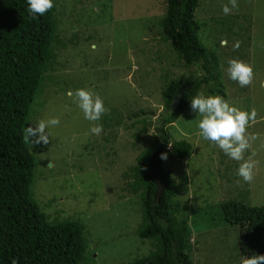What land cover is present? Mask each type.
Here are the masks:
<instances>
[{"label": "rangeland", "instance_id": "rangeland-1", "mask_svg": "<svg viewBox=\"0 0 264 264\" xmlns=\"http://www.w3.org/2000/svg\"><path fill=\"white\" fill-rule=\"evenodd\" d=\"M226 3L200 0L194 27L209 58L220 59L228 102L256 112L246 129L255 139L244 152V159L251 155L256 164L254 179L244 182L237 176L242 161L229 159L199 136L191 108L167 126L172 139L194 148L187 162L169 157L164 162L176 186L178 217L187 219L193 231L194 264H240L239 230L223 219L222 203L264 206V0H238L228 15L222 12ZM166 8L165 0H57L58 34L66 45L58 44L31 123L55 116L60 124L52 129L48 145L31 144L37 159L32 192L51 223L84 224L85 264H128L154 250L137 235L142 207L138 196L124 190L125 174L159 135L156 127L167 113L165 84L207 75L200 66L187 67L164 40L158 23ZM221 40L227 43L221 46ZM228 59L252 66L251 84L240 87L228 78ZM77 88L99 94L109 109L99 121V136L89 133L94 122L85 120L66 95ZM143 119L148 122L141 135H148L147 140L134 137L144 124L133 125Z\"/></svg>", "mask_w": 264, "mask_h": 264}, {"label": "trees", "instance_id": "trees-1", "mask_svg": "<svg viewBox=\"0 0 264 264\" xmlns=\"http://www.w3.org/2000/svg\"><path fill=\"white\" fill-rule=\"evenodd\" d=\"M165 2L166 14L158 23L164 40L187 67L200 66L207 75L201 78L193 74L165 84L162 99L167 113L156 127L159 135L125 174L129 180L124 190L138 196L142 207L137 235L154 246L148 256L128 264H194L190 241L193 231L187 219L178 217L172 171L164 167L161 155L181 162L193 155L191 143L172 139L167 130L191 108L193 96L204 93L228 99L220 59L209 58L195 32L200 0ZM26 8V0H0V264H80L86 261L88 251L84 224L73 220L51 223L33 198L37 159L31 144L22 139L23 128L32 122L33 106L56 63L58 44L66 43L58 34L57 0L52 9L36 18L30 17ZM184 85L192 88L178 94ZM147 122L143 119L134 123L144 124L135 138L149 139L141 135ZM160 150L155 163L164 188L153 182L150 168L151 158ZM222 204L223 219L239 230L240 254L245 258L264 254V206L240 201Z\"/></svg>", "mask_w": 264, "mask_h": 264}, {"label": "clouds", "instance_id": "clouds-1", "mask_svg": "<svg viewBox=\"0 0 264 264\" xmlns=\"http://www.w3.org/2000/svg\"><path fill=\"white\" fill-rule=\"evenodd\" d=\"M26 4L29 16L36 18L38 14L42 16L52 9L54 0H26ZM236 8H238V0H228V3L222 7V12L228 15ZM226 43L225 40L220 41L221 46ZM234 47H239V42H236ZM227 65L226 72L230 80L235 81L240 87L251 84L254 77L251 65L237 59H228ZM66 95L72 97V102L81 110L85 120L94 122L88 129L89 133L99 136L103 131V125L99 121L102 115L109 111L101 96L93 93L89 88H77L74 92L69 90ZM190 107L197 120L199 136L203 140L212 142L229 159L242 161L237 169V176L244 182L250 183L254 179L256 162L251 155L248 159H244V152L250 147L249 141L255 139V136L248 134L246 130L255 119V110H241L220 95L204 93L193 96ZM59 124L60 120L55 116L39 119L34 124L29 123L23 128L22 139L33 146L48 145L52 129ZM161 158L166 159V154H162ZM236 183L239 184L240 180ZM13 264L16 262L13 261ZM240 264H264V254L242 257Z\"/></svg>", "mask_w": 264, "mask_h": 264}, {"label": "water", "instance_id": "water-1", "mask_svg": "<svg viewBox=\"0 0 264 264\" xmlns=\"http://www.w3.org/2000/svg\"><path fill=\"white\" fill-rule=\"evenodd\" d=\"M192 88V85H184L182 86L179 91H178V94L180 93H184V91L188 90V89H191ZM162 152V150H160L158 153H155L153 155V157L151 158L150 160V168H151V172H152V180L153 182L157 183V185H161L163 188V182L160 178V176L158 175V171H157V168H156V158L159 156V154Z\"/></svg>", "mask_w": 264, "mask_h": 264}]
</instances>
